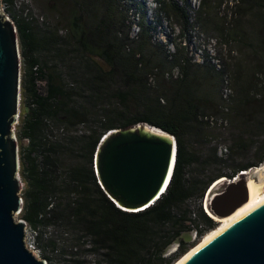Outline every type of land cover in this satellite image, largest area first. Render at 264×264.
I'll use <instances>...</instances> for the list:
<instances>
[{"label": "trees", "instance_id": "obj_1", "mask_svg": "<svg viewBox=\"0 0 264 264\" xmlns=\"http://www.w3.org/2000/svg\"><path fill=\"white\" fill-rule=\"evenodd\" d=\"M70 1L2 0L21 60L19 218L47 264H173L216 227L210 185L264 162V0H201L194 20L186 2L158 0L152 23L143 0ZM159 15L184 44L160 40ZM201 29L220 41L214 56ZM141 122L175 137V163L164 193L128 211L94 156L108 131Z\"/></svg>", "mask_w": 264, "mask_h": 264}, {"label": "water", "instance_id": "obj_2", "mask_svg": "<svg viewBox=\"0 0 264 264\" xmlns=\"http://www.w3.org/2000/svg\"><path fill=\"white\" fill-rule=\"evenodd\" d=\"M20 79L16 28L0 0V264H47L27 248V223L16 218L23 206L14 131L20 112ZM175 155L172 134L141 122L110 130L101 138L94 156V171L101 188L118 207L138 211L166 190ZM257 171V167H252L214 184L204 200L207 214L222 219L246 204L249 181L260 183L255 176ZM176 264H264V195Z\"/></svg>", "mask_w": 264, "mask_h": 264}, {"label": "rangeland", "instance_id": "obj_3", "mask_svg": "<svg viewBox=\"0 0 264 264\" xmlns=\"http://www.w3.org/2000/svg\"><path fill=\"white\" fill-rule=\"evenodd\" d=\"M135 1L138 2V1H142V0H135ZM143 1H144V4H145V7H146V19H147L146 21H148L149 23L150 22L152 23L154 21V19H155V17H154L155 16L154 15V10H155V8L157 6L156 5V2L158 0H143ZM177 1H179V2L186 1V2H189L190 3V5H191L192 8L191 7H187L188 8L187 11L189 12V14L191 13L193 15V17L191 18V20H194V16H195L194 12L198 8H200V3H201L200 1L201 0H177ZM69 4L71 5V1L70 0H69ZM55 5H57V3ZM70 5H68V6H70ZM68 6L64 10H62V8L59 7L58 8V11H60L62 13L56 15L57 19L58 20L60 19V21H61L60 23L63 24V25L66 24V22L69 21L72 18V15L69 13ZM223 7L224 6H221V10H220V8L219 9L218 8H215V9H212L211 11H209L208 13H209L210 17L212 19H214L215 21H218V22H220L221 20H223V18H222V16L224 15ZM63 12H64V15H63ZM159 17H160V19L162 21V24H161L162 25V29L160 31L158 30V32H159L158 33V37L160 38V40H162L164 42H167V38L166 37L168 36V37L175 38L174 41L176 43L182 42V44H184L186 42V40L183 37V35L181 34V32H180L179 26L176 25L173 21H170L168 18H165L162 15H159ZM137 30H138L137 26L135 24H133L132 27H131V34L134 35L137 32ZM195 31H197V30H195ZM207 31L208 30H206V29H201V32H198V36L201 37V40L204 41V42H206L207 39H208L207 37L210 36L207 33ZM212 36H213L212 37L213 39H211V38H209L210 40L208 39L209 41L206 44V48H207L208 52L211 53V55L214 56V54H215V47L218 46V44H219L218 42H220V41L217 42V40H218V37L217 36H215V35H212ZM169 48H170V50H173L174 49V46L173 45H170ZM231 48H232V50H234L233 55H235L238 58H243L244 57V55H245L243 53L244 52V47H242L241 44L240 45H238V44H235L234 45L233 44L231 46ZM246 50H247V48H246ZM199 53L200 54H198V55L200 56L202 54V51L199 50ZM248 59H247V61L250 63V60H248ZM14 131H15V128H14ZM19 145H20V143L18 141V147H19ZM259 166H260V168H258ZM259 166H256L257 169H258V171L255 173V176L258 177V179L260 180V184H263V187H264V165L261 166V164H260ZM23 186H24V183L22 182V189H23ZM16 218H19V215H17ZM214 221L216 222V225L219 223L215 219H214ZM29 236H30V233L29 232H26L25 233V237L28 238ZM37 257H39V256H37ZM39 258H41V257H39Z\"/></svg>", "mask_w": 264, "mask_h": 264}, {"label": "bare ground", "instance_id": "obj_4", "mask_svg": "<svg viewBox=\"0 0 264 264\" xmlns=\"http://www.w3.org/2000/svg\"><path fill=\"white\" fill-rule=\"evenodd\" d=\"M184 2H186V1H184ZM181 3H183V2H181ZM186 4L191 7L189 2H186ZM223 179H224V177L220 178L219 180L215 181L214 184L215 185L218 184ZM248 190H249V199H248L246 204H244L242 207L237 209L232 215H230L228 217H225V218H222V219L215 218V220H217L219 222L216 225V227L214 229H212L211 231L207 232L194 247H192L190 250H188V252H186L184 255H182L173 264H176L179 260H181L186 254H188L193 248H195L198 244H200L206 238H208L211 235L217 233L218 231L224 229L226 226L230 225L232 222H234L236 219H238L241 215H243L247 210H249L264 195L263 184L256 183L252 179L248 183Z\"/></svg>", "mask_w": 264, "mask_h": 264}, {"label": "built area", "instance_id": "obj_5", "mask_svg": "<svg viewBox=\"0 0 264 264\" xmlns=\"http://www.w3.org/2000/svg\"><path fill=\"white\" fill-rule=\"evenodd\" d=\"M233 178V177H232ZM207 194V193H206ZM205 194V196H206ZM206 198V197H205ZM204 198V199H205ZM26 232H29L28 227L26 228ZM30 233V232H29ZM27 248L32 251L36 256H39V250L35 247L33 243V236L30 234L28 238L25 237ZM40 257V256H39Z\"/></svg>", "mask_w": 264, "mask_h": 264}, {"label": "clouds", "instance_id": "obj_6", "mask_svg": "<svg viewBox=\"0 0 264 264\" xmlns=\"http://www.w3.org/2000/svg\"><path fill=\"white\" fill-rule=\"evenodd\" d=\"M222 178V177H221ZM225 178V177H224ZM220 179V178H219ZM219 179H217V180H219ZM217 180H215V181H217ZM215 181L210 185V187L208 188V190L214 185V183H215ZM208 190H207V192L206 193H208ZM158 197V196H157ZM205 200V199H204ZM146 206H148V205H145L144 207H142L141 209H144V208H146ZM138 209H140V208H138Z\"/></svg>", "mask_w": 264, "mask_h": 264}]
</instances>
